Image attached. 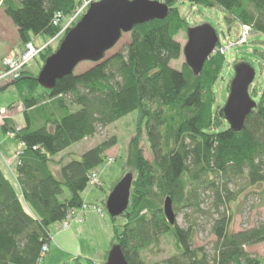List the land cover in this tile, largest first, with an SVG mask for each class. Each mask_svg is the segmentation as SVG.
<instances>
[{
  "label": "trees",
  "instance_id": "obj_1",
  "mask_svg": "<svg viewBox=\"0 0 264 264\" xmlns=\"http://www.w3.org/2000/svg\"><path fill=\"white\" fill-rule=\"evenodd\" d=\"M157 1L169 8L165 20L136 27L131 42L121 51L84 73L64 77L54 90L41 88L38 76L26 68L0 87V92L11 86L21 92L27 121L20 130L9 117L1 125L21 142L23 151L17 156V183L0 168V264H40L44 248L49 249L52 242L51 225L84 207L82 194L91 176L118 141L112 137L87 150L80 160L61 163L60 177L51 168L54 158L135 112L139 116L137 136L130 142L127 159L135 170L131 199L121 216L125 223L120 231L114 228L112 241L113 246H121L128 264H149L143 254L168 236L174 239L175 253L151 264H264V259L247 251L264 243V222L239 232L232 230L236 216L232 205L238 206L242 196L246 200L258 195L264 206V92L258 101L254 100L256 91L253 97L250 94L256 108L242 131L231 130L221 110H214L213 87L225 64L221 44L199 75L186 64L181 70L173 69L171 63L183 56L177 38L187 34L189 26L176 6L180 0ZM183 1L218 8L227 25L238 23L264 36V0ZM83 3L0 0V8L26 45L33 43L32 37L55 39ZM62 41L56 50L47 46L41 53L44 65ZM47 106L53 108L45 124L31 130L29 111ZM70 106L79 109L72 112ZM144 129L151 162L141 147ZM232 184L239 187L237 193L230 190ZM207 195L213 199L210 210L202 207ZM168 197L176 217L181 211H192L186 214L193 217L190 227H179L177 222L172 226L166 220L163 207ZM204 215L212 219L211 232L216 238L212 254L195 246L199 219ZM67 264L97 263L76 257Z\"/></svg>",
  "mask_w": 264,
  "mask_h": 264
},
{
  "label": "rangeland",
  "instance_id": "obj_2",
  "mask_svg": "<svg viewBox=\"0 0 264 264\" xmlns=\"http://www.w3.org/2000/svg\"><path fill=\"white\" fill-rule=\"evenodd\" d=\"M244 1L247 2L248 0ZM176 6L179 9L181 16L187 21L189 29L208 25L212 27L218 35L219 42L221 44L220 51L221 54L225 56V64L220 77L213 87L215 96L214 110H222L225 107L229 98L231 83L235 77V69L241 64L250 66L256 73L255 80L250 87V94L253 97V92L256 91L258 97L257 99L254 98V100L258 101L259 97L264 92V36L261 34L251 33L250 31L247 36H244V28L238 23L232 26L227 25L224 19V13L218 8H207L203 6L192 5L189 2H185L183 0L178 1ZM75 14L76 13H74L65 22L64 28L68 25L69 21L74 17ZM5 17L7 16L4 10L1 8L0 39L5 37V33H1V29L7 30V36L9 35L12 37L13 33L9 30V25L10 27H13V25H6L2 21L5 19ZM82 17L83 16L79 17L73 25L77 24L82 19ZM64 37V34L61 37L52 40L43 36L32 37L33 43L30 44H32L37 50L41 51L35 59L28 63L26 66V71L35 77L39 76L44 65L41 53L47 48V46L52 47L51 51L56 50L59 42L63 40ZM177 41L181 44L182 48H184L188 41L187 34H180L177 38ZM130 42L131 34L124 35L118 45L107 53L106 58L118 53L124 48L125 45L129 44ZM24 50L25 45H23L21 53H23ZM8 56L12 55L8 54L3 58L1 69H3L4 59ZM184 64H186L185 58L182 56L179 61L172 62L171 67L176 70H181ZM94 65L95 64L90 62L82 63L77 67L75 72L76 74L84 73L94 67ZM18 75H21V73ZM14 79L16 78L11 76L7 82L1 83L0 87L11 83L14 81ZM38 93H41L40 89L38 90ZM1 107H6L8 109V117L12 120V123L17 130L27 126L25 117L26 108L23 103V97L21 92L15 86H11L9 89L0 92V108ZM51 108L53 107L47 106L41 109L38 108L29 111L31 130H36L45 124L46 118L52 113ZM70 108L72 112H75L79 109L76 106L74 108L73 106H70ZM62 111L63 110H61V112ZM138 123V112L132 113L117 123L109 126L108 128L100 130L95 137L86 139L83 142L72 146L61 155L54 158V163H52L51 168L55 176L60 177L61 163L67 164L72 160H80L82 154L87 150L97 147L112 137L117 138L118 144L106 153V161L96 169L94 173L96 175L94 183L89 184L86 191L82 194V198L85 201L84 207L71 211L72 218L74 216V212L77 213L92 210L94 211L93 213H95V215H99V217H105V220L111 223L113 227L111 233H109L104 227H100L101 223H97L98 216L94 215L89 217L91 223H87L88 226L92 227L93 222L94 225L96 223L97 226L95 230H93V228L91 229V236H83V239L76 236L73 238L71 237V239L68 238L61 240L59 244L60 247L63 248L61 249L64 251L63 253L60 251V247L55 245L54 241L51 242L50 251L48 249V252L45 254V257L40 262V264H64L66 260L72 261L77 257L74 254H78L86 250L87 247L85 246L89 243L94 245V248L100 249V251H111L113 245H111L110 240L114 239V228L116 227L117 230L120 231L121 226L125 223V219L123 217H118L115 221H112L106 210V200L113 189L126 175L135 174L134 168L127 165V159L130 142L134 137L137 136ZM1 125L2 122L0 123V167L4 169L8 178L14 181L5 164H15L14 168H16L18 165L17 156L23 151V146L13 134L12 136L7 135V133L3 131ZM141 147L143 149L145 158L150 162L153 161V156L149 149L145 129L142 133ZM230 190L237 193L239 191V187L235 184H232L230 186ZM67 195L68 193L66 192V196ZM63 199L64 198H62V200ZM202 205L203 209L210 210L213 205V199L207 195L205 202ZM232 209L236 215L232 226V230L235 232L253 228L259 223L264 222V206L259 200L258 195H253L250 197L248 196L246 200L242 196L240 204L238 206L233 204ZM191 213L192 211H181L177 216V225L182 228L190 227L193 217H187L186 214L190 215ZM71 218L68 220V223L71 222ZM62 225L63 222H58L51 225L50 232L52 236L55 235V228L62 227ZM211 227L212 219L209 217V215L201 216L199 219V231L195 240L196 247H205L207 252L210 254H212L213 243L216 241L215 236L211 232ZM173 244L174 239L172 237H163L159 246L157 248H153L151 251L145 252L143 254V258L149 264L162 261L175 253ZM247 251L256 257L264 259V243L252 246L248 248Z\"/></svg>",
  "mask_w": 264,
  "mask_h": 264
},
{
  "label": "water",
  "instance_id": "obj_3",
  "mask_svg": "<svg viewBox=\"0 0 264 264\" xmlns=\"http://www.w3.org/2000/svg\"><path fill=\"white\" fill-rule=\"evenodd\" d=\"M168 14V6L157 0H101L92 4L65 35L58 51L46 60L38 84L46 91L54 90L59 80L74 74L82 63L103 61L124 35L146 23L163 21ZM187 40L183 48L185 63L199 75L220 43L218 35L212 27L204 25L189 29ZM255 76L254 69L246 64L235 69L228 101L220 111L234 132L242 131L247 117L256 108L257 103L250 96ZM133 181L132 174L126 175L110 193L106 200L110 218L121 217L128 210ZM163 211L166 220L174 226L177 217L170 197L165 200ZM104 264H128L120 245L112 247Z\"/></svg>",
  "mask_w": 264,
  "mask_h": 264
},
{
  "label": "crops",
  "instance_id": "obj_4",
  "mask_svg": "<svg viewBox=\"0 0 264 264\" xmlns=\"http://www.w3.org/2000/svg\"><path fill=\"white\" fill-rule=\"evenodd\" d=\"M0 10H1V8H0ZM2 21L6 25L7 24L13 25V27H10V25H9V30L12 31L13 33H12V37L9 35L7 36V30L1 29V31H2L1 33H5V37L0 39V70H1L3 58L8 54H11L12 56H18L21 53L22 47H23V44L21 43L20 38H19L18 29L15 27V25L12 23V21H10V19L8 17H5V19H3ZM1 108H6V107H1ZM5 165H6L7 170L9 171V173H11V176L13 177L14 181H12V180L11 181L14 183H17V173H16L17 167L14 168L15 164L9 165V163H6ZM2 170L4 171V169H2ZM4 173L6 174L5 171H4ZM7 178H8V176H7ZM8 179H10V178H8ZM93 212L94 211H92V210H87L86 212L85 211L77 212V213L74 212V216L71 218V222H69L70 223L69 229H67V230L63 229V225H62V227H56L54 230L55 235L52 236V234H51L52 242L54 241L55 245H58L60 247L59 242L61 240H65L68 238L71 239V237L73 238L76 236L80 237L81 239H83L82 238L83 236H88V235L91 236V234H90L91 229L93 228V230H95V228L97 227L96 223L94 225L93 221H92L93 222L92 227L88 226V224H87V223H91L89 217H92L95 215V213H93ZM95 216H98L97 217L98 218L97 223H101L100 227H104L106 231L108 230V232L111 233V230L113 227L112 224L109 223L108 221H106L105 217H99V215H95ZM88 219H89V221H88ZM110 241H111V245H112L113 239ZM85 247H87L86 250H84L80 253L77 252L78 254H74V255H76L77 257H83L86 259L93 260L99 264H104L106 262L109 252H105V250L100 251V249L94 248V245H91L90 243L87 244ZM50 248L51 247H49V251H50ZM61 249H63V248L60 247V251H62V253H63L64 251ZM69 261L66 260L64 264L69 263Z\"/></svg>",
  "mask_w": 264,
  "mask_h": 264
},
{
  "label": "built area",
  "instance_id": "obj_5",
  "mask_svg": "<svg viewBox=\"0 0 264 264\" xmlns=\"http://www.w3.org/2000/svg\"><path fill=\"white\" fill-rule=\"evenodd\" d=\"M101 0H84V3L81 7H79L74 13V17L69 21L68 25L62 29V31L55 37L59 38L63 34L64 36L67 34L68 30L72 28L73 24L77 21V19L81 16H84L88 11L89 7ZM85 4V5H84ZM58 24V19L54 22V25ZM245 33L244 36H247L249 33V28L244 27ZM41 50H37L32 44H26L25 50L23 53H20L18 56H8L3 61V69L0 70V84L7 82V80L12 76L14 78H18L20 73L26 68L28 63H30L33 59H35ZM8 117V111L6 108L0 109V123L3 122ZM12 136V133L7 134ZM14 135V134H13ZM96 175L93 174L91 176V183H94ZM71 218V212L68 213L66 220L63 222V229L69 228L68 220ZM48 252V247L44 248V254Z\"/></svg>",
  "mask_w": 264,
  "mask_h": 264
}]
</instances>
